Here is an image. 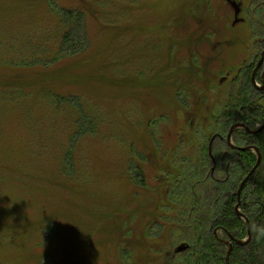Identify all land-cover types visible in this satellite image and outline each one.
Returning <instances> with one entry per match:
<instances>
[{
	"label": "rangeland",
	"instance_id": "rangeland-1",
	"mask_svg": "<svg viewBox=\"0 0 264 264\" xmlns=\"http://www.w3.org/2000/svg\"><path fill=\"white\" fill-rule=\"evenodd\" d=\"M233 1L235 25L225 0H52L83 13L85 40L61 54L48 0H0V264H176L200 153L227 145L243 87L264 110L247 83L264 0Z\"/></svg>",
	"mask_w": 264,
	"mask_h": 264
},
{
	"label": "trees",
	"instance_id": "trees-1",
	"mask_svg": "<svg viewBox=\"0 0 264 264\" xmlns=\"http://www.w3.org/2000/svg\"><path fill=\"white\" fill-rule=\"evenodd\" d=\"M51 1L48 0L49 11L51 10L50 12L57 15L58 20H60L59 27L63 31L62 40L65 48L59 49V53L67 54L74 47L73 45L79 48L83 43L84 35L82 36V33L84 34V31H82L83 25L80 24L83 22V13L81 10L71 12V10L60 9L56 3L57 7ZM74 31L76 35L81 34L82 42L78 41L72 44L71 36H73ZM248 78L247 83H250ZM243 88L246 89V87ZM244 89H241V93L237 94L238 99H235L236 105L233 104L232 113L226 116L227 122L225 124L228 130L238 123H242L246 128L252 130L256 125L255 121L264 117V110L260 109L256 104H249V100L244 96L248 94V90L244 91ZM243 103L246 106L241 105ZM252 109H255V111H252ZM234 134L237 135L235 147H254L260 154L261 161L264 160V130L256 134H248L244 129H238L234 131ZM214 138H218L220 141L224 139L220 135H215ZM241 143H245V146L241 147ZM212 156L210 148L208 151L200 153L199 160L202 162L200 166L202 172H198L199 176L194 173L197 180L194 179L191 184L193 191L190 195L195 197L194 201L190 206L185 205L181 208L183 212L176 214L174 220L171 221L176 235L178 234V238L182 239L181 242L186 244L184 248L180 249V252H173L172 257L175 262L177 260L176 264H226L225 258L228 246H225L217 239L214 232H221L227 241H229V236L235 240H243L246 237V224L236 216L234 208L237 204V189L240 182L255 165L256 153L244 149L238 151V149L229 148L225 145L219 153L215 154L214 157ZM212 160L219 163L218 165H221L223 169L225 167L226 170L223 172L225 177L219 179L216 183H214L210 173ZM214 167L217 168L215 165ZM256 173L245 184L240 197L241 214L248 220L251 230L255 231V239L245 246L232 244L228 264H264V177L261 175L258 177ZM198 177H201V180ZM253 180L255 182L251 184ZM202 181L204 185L214 183L215 187L209 189L207 188L208 186L204 187L203 185V187L199 188L200 191L196 192L198 190L196 185L199 186ZM213 190L218 194L213 195ZM249 190V195L255 197V204L249 203L247 207L248 197H246V193ZM183 193L184 189H182L180 194L182 195ZM182 216H185L182 218L183 220L179 219ZM150 236L154 238L153 240L152 238L149 239L152 243L158 245L163 243L158 236ZM174 240L176 241V237ZM152 245L150 247L151 252L159 255ZM162 248L161 246L160 249ZM157 255L155 256L157 257Z\"/></svg>",
	"mask_w": 264,
	"mask_h": 264
},
{
	"label": "water",
	"instance_id": "water-1",
	"mask_svg": "<svg viewBox=\"0 0 264 264\" xmlns=\"http://www.w3.org/2000/svg\"><path fill=\"white\" fill-rule=\"evenodd\" d=\"M226 3L229 5V7L232 9L233 11V15H234V21L232 23V25H235L237 23H239L241 20L238 19V15L240 14V5L235 3L233 0H225ZM257 67H259V64L257 65ZM239 127H243L242 125H235V126H232L230 128V130L228 131V134L226 136V141L228 143L229 146L232 147L231 143H230V138H231V133L233 132L234 129L236 128H239ZM264 125H262L258 130L256 131H253V133H259L261 132V130L263 129ZM248 131V129H247ZM251 149H254L256 151V154H257V160H256V163L255 165L253 166V168L250 170V172L247 174V176L243 179V181L241 182L239 188H238V191H237V205L235 206V213H236V216L239 217V218H243V216L239 213V204H240V193H241V190L243 188V186L246 184V182L250 179V177L253 175V173L255 172V170L259 167L260 163H261V156L260 154L258 153V151L255 149V148H247V150H251ZM245 220V219H244ZM246 221V220H245ZM246 225H247V229H248V238H249V224L248 222L246 221ZM229 240L230 242H234L235 244L237 245H244L245 242H242V241H238V240H234L231 236H229ZM231 249H232V245L231 243H229V247H228V252L226 254V258H225V262L226 264L229 263V256H230V253H231Z\"/></svg>",
	"mask_w": 264,
	"mask_h": 264
},
{
	"label": "flooded vegetation",
	"instance_id": "flooded-vegetation-1",
	"mask_svg": "<svg viewBox=\"0 0 264 264\" xmlns=\"http://www.w3.org/2000/svg\"><path fill=\"white\" fill-rule=\"evenodd\" d=\"M258 44H259V51H258L259 55H258L257 62H256L253 66H251L252 73H251V78H250V84H251L252 88L254 89V91H255V90L259 91V93H260V95H261V97H259V99L263 100V99H264V38L260 39ZM255 53H257V52H255ZM255 61H256V60H255ZM258 64H259V67H257ZM257 74H260V79H261L260 81H261L263 87H259V88H258L257 85H256L255 78H256ZM262 76H263V77H262ZM255 123H256V127H255L254 129H252V130H250L249 128H246V127L244 126L245 131H247V129H248V131H247L248 134H256V133H253V131L258 130L262 125H264V117H262L261 120H260V118H258V119L255 121ZM238 124L243 125L242 123H238ZM240 129H241V128H240ZM262 130H264V127H263ZM262 130H261V131H262ZM249 147H251V146H246L245 148H249ZM237 149H244V148L236 147V150H237ZM238 151H239V150H238ZM246 176H247V175H246ZM246 176H245V177H246ZM245 177H244V178H245ZM240 183H241V182H240ZM237 190H238V189H237ZM246 229H247V228H246ZM247 235H248V230H246V237H247ZM246 237H245V238H246ZM245 238H244V239H245ZM244 239H243V240H244ZM254 239H255V231L253 232V231L251 230V228H250V229H249V238H248V240H247V243L244 244V245H241V246H245V245H247L248 243L254 241ZM238 241H241V240H238Z\"/></svg>",
	"mask_w": 264,
	"mask_h": 264
}]
</instances>
